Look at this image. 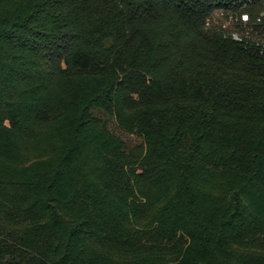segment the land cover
<instances>
[{
  "label": "trees",
  "instance_id": "obj_1",
  "mask_svg": "<svg viewBox=\"0 0 264 264\" xmlns=\"http://www.w3.org/2000/svg\"><path fill=\"white\" fill-rule=\"evenodd\" d=\"M0 264H264V0H0Z\"/></svg>",
  "mask_w": 264,
  "mask_h": 264
},
{
  "label": "rangeland",
  "instance_id": "obj_2",
  "mask_svg": "<svg viewBox=\"0 0 264 264\" xmlns=\"http://www.w3.org/2000/svg\"><path fill=\"white\" fill-rule=\"evenodd\" d=\"M244 16H247V13H244V14H243V17H244ZM243 17H242V20H243L244 22H247V21H246V18H243ZM215 18H216V22H219V23H225L226 25L234 24L235 21H236L235 19L232 20L231 18H229L228 20H225L223 14H221V13H217ZM260 18H261V17H260ZM260 18L258 17L257 20L260 21V20H261ZM243 26H245V25H243ZM246 26H247V25H246ZM233 28H234V27H233ZM235 36H237V35L235 34ZM111 128H112L116 133H118L119 135H121L122 137H124L125 139H127L131 144H136V143H139V142L142 141L141 138L138 137L137 135L129 134V133H127V132H124V131L121 130L116 124H112V125H111Z\"/></svg>",
  "mask_w": 264,
  "mask_h": 264
},
{
  "label": "built area",
  "instance_id": "obj_3",
  "mask_svg": "<svg viewBox=\"0 0 264 264\" xmlns=\"http://www.w3.org/2000/svg\"><path fill=\"white\" fill-rule=\"evenodd\" d=\"M243 18H246V21H247V19H248V16H244Z\"/></svg>",
  "mask_w": 264,
  "mask_h": 264
}]
</instances>
